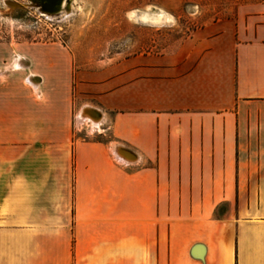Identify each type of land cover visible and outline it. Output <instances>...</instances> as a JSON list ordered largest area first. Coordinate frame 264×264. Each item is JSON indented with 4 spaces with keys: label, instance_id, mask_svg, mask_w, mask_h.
<instances>
[{
    "label": "crops",
    "instance_id": "0c3cea01",
    "mask_svg": "<svg viewBox=\"0 0 264 264\" xmlns=\"http://www.w3.org/2000/svg\"><path fill=\"white\" fill-rule=\"evenodd\" d=\"M11 53L0 264H264V9L96 70Z\"/></svg>",
    "mask_w": 264,
    "mask_h": 264
},
{
    "label": "rangeland",
    "instance_id": "374dc122",
    "mask_svg": "<svg viewBox=\"0 0 264 264\" xmlns=\"http://www.w3.org/2000/svg\"><path fill=\"white\" fill-rule=\"evenodd\" d=\"M66 4L69 12L45 15L29 0H0L5 77H13L7 71V59L14 57L7 54L9 48L56 47L68 56L72 71L96 70L135 54L172 53L206 25L251 22L264 9V0H66ZM152 13L162 18L142 19V15L153 17Z\"/></svg>",
    "mask_w": 264,
    "mask_h": 264
},
{
    "label": "water",
    "instance_id": "95a60500",
    "mask_svg": "<svg viewBox=\"0 0 264 264\" xmlns=\"http://www.w3.org/2000/svg\"><path fill=\"white\" fill-rule=\"evenodd\" d=\"M36 1L34 8L38 10L39 13L45 15H56L59 13V7L62 0H29ZM88 112V111H87ZM91 114L95 116V118H99V113L95 110H91Z\"/></svg>",
    "mask_w": 264,
    "mask_h": 264
},
{
    "label": "bare ground",
    "instance_id": "6f19581e",
    "mask_svg": "<svg viewBox=\"0 0 264 264\" xmlns=\"http://www.w3.org/2000/svg\"><path fill=\"white\" fill-rule=\"evenodd\" d=\"M36 1H29V3L31 5H34ZM66 0H62L61 3H60V7H59V12H61L62 10H65L67 12L70 11V9H65L66 7ZM69 6V5H68ZM71 7V6H70ZM153 14V17H150V16H147V15H142V19L146 20V21H158L162 18V15L160 13H152ZM16 66L17 65H20V63H16L15 64ZM84 116V115H83ZM90 116V115H89ZM86 117V116H84Z\"/></svg>",
    "mask_w": 264,
    "mask_h": 264
}]
</instances>
